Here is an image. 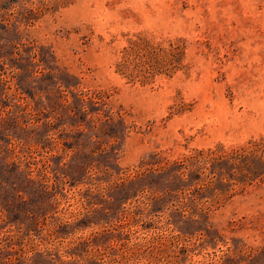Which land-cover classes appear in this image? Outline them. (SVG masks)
<instances>
[{
	"label": "rangeland",
	"instance_id": "obj_1",
	"mask_svg": "<svg viewBox=\"0 0 264 264\" xmlns=\"http://www.w3.org/2000/svg\"><path fill=\"white\" fill-rule=\"evenodd\" d=\"M0 264H264V0H0Z\"/></svg>",
	"mask_w": 264,
	"mask_h": 264
},
{
	"label": "trees",
	"instance_id": "obj_2",
	"mask_svg": "<svg viewBox=\"0 0 264 264\" xmlns=\"http://www.w3.org/2000/svg\"><path fill=\"white\" fill-rule=\"evenodd\" d=\"M17 1V0H16ZM15 1H13V3H14Z\"/></svg>",
	"mask_w": 264,
	"mask_h": 264
}]
</instances>
